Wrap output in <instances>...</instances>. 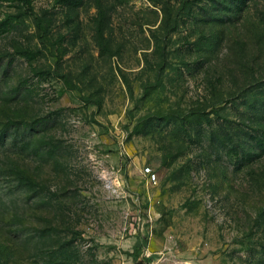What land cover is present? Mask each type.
<instances>
[{
  "label": "rangeland",
  "instance_id": "1",
  "mask_svg": "<svg viewBox=\"0 0 264 264\" xmlns=\"http://www.w3.org/2000/svg\"><path fill=\"white\" fill-rule=\"evenodd\" d=\"M263 117L264 0H0V264H264Z\"/></svg>",
  "mask_w": 264,
  "mask_h": 264
},
{
  "label": "trees",
  "instance_id": "2",
  "mask_svg": "<svg viewBox=\"0 0 264 264\" xmlns=\"http://www.w3.org/2000/svg\"><path fill=\"white\" fill-rule=\"evenodd\" d=\"M263 119H264V117H263ZM255 131H252V132H256V133H261L262 134V129L261 130H257V129H254ZM264 136H262V138H263ZM251 138V137H250ZM261 138V139H262ZM253 140H259L260 141V138L258 139L257 138V135L256 136H254V138H253ZM263 141H261V143H260V149H258V152H259V154L258 155H255V156H257V158H261L262 156H264V143H262ZM143 253H142V250H141V248H140V245H136V246H134V251H133V253L131 254V257L135 260V261H138L139 260V258L141 257V255H142ZM147 260H149V259H147Z\"/></svg>",
  "mask_w": 264,
  "mask_h": 264
},
{
  "label": "built area",
  "instance_id": "3",
  "mask_svg": "<svg viewBox=\"0 0 264 264\" xmlns=\"http://www.w3.org/2000/svg\"><path fill=\"white\" fill-rule=\"evenodd\" d=\"M146 173H147V175H148L149 177H151L152 180H154V181L156 180V175L153 174L152 171H151L150 169H147Z\"/></svg>",
  "mask_w": 264,
  "mask_h": 264
}]
</instances>
